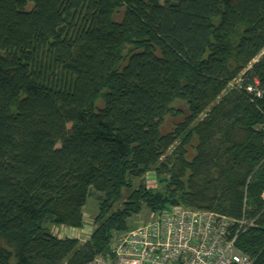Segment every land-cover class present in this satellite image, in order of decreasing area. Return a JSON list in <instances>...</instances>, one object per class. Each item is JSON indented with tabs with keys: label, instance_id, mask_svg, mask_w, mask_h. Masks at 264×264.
Masks as SVG:
<instances>
[{
	"label": "trees",
	"instance_id": "1",
	"mask_svg": "<svg viewBox=\"0 0 264 264\" xmlns=\"http://www.w3.org/2000/svg\"><path fill=\"white\" fill-rule=\"evenodd\" d=\"M263 187L264 0H0V264H87L177 205L244 216L264 264ZM91 191L86 240L47 229Z\"/></svg>",
	"mask_w": 264,
	"mask_h": 264
},
{
	"label": "built area",
	"instance_id": "2",
	"mask_svg": "<svg viewBox=\"0 0 264 264\" xmlns=\"http://www.w3.org/2000/svg\"><path fill=\"white\" fill-rule=\"evenodd\" d=\"M240 81L236 78L229 86ZM260 199L264 203V187ZM251 224L244 216L234 219L177 205L150 212L145 221L113 236L107 252L87 264H251L236 246Z\"/></svg>",
	"mask_w": 264,
	"mask_h": 264
},
{
	"label": "rangeland",
	"instance_id": "3",
	"mask_svg": "<svg viewBox=\"0 0 264 264\" xmlns=\"http://www.w3.org/2000/svg\"><path fill=\"white\" fill-rule=\"evenodd\" d=\"M160 2H163L164 0H159ZM179 106H182L181 104H178ZM94 106L96 108H101L104 106V100L102 97H98L95 102ZM180 118V117H179ZM178 117H168L165 121V124L163 126V131H168L172 128V123L177 121L179 119ZM152 176L148 175V178H151ZM139 182L138 179H134L132 181L133 187L137 185ZM100 193H97L95 191H91L89 197L87 198V201L83 207V225L79 228H72V227H66V226H57L53 224H47V229L54 235L58 237H70V238H77L80 241L86 240L92 229L94 228V222L93 219L98 211V203H99V197ZM149 217V211L147 208L142 207L140 212L134 216H132L131 219L128 220L129 224H133V227L142 221H145ZM130 229V228H129ZM119 233L113 234V236L117 235Z\"/></svg>",
	"mask_w": 264,
	"mask_h": 264
}]
</instances>
